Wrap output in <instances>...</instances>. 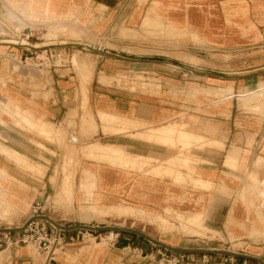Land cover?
Returning <instances> with one entry per match:
<instances>
[{
  "label": "crops",
  "instance_id": "0c3cea01",
  "mask_svg": "<svg viewBox=\"0 0 264 264\" xmlns=\"http://www.w3.org/2000/svg\"><path fill=\"white\" fill-rule=\"evenodd\" d=\"M153 20L193 32L217 55L264 39V0H0V228L39 214L123 227L99 215L107 209L167 227L172 212L183 228L249 243L240 253L263 257L264 65L146 53ZM57 21L100 44L44 39L41 25ZM39 221L57 238L54 253L17 243L26 229L0 230V264H162L165 247L136 233ZM110 232L115 243L103 239ZM144 233L180 248L198 240ZM219 256L184 254L178 264Z\"/></svg>",
  "mask_w": 264,
  "mask_h": 264
},
{
  "label": "rangeland",
  "instance_id": "374dc122",
  "mask_svg": "<svg viewBox=\"0 0 264 264\" xmlns=\"http://www.w3.org/2000/svg\"><path fill=\"white\" fill-rule=\"evenodd\" d=\"M10 14L15 15L17 18V14L13 12H11ZM146 24L151 25L149 26V28H151V30L153 31L151 32V30H149L148 32H146L149 36L148 38H144L145 42L147 41L146 44H148V46L150 47L148 48L149 50H145L146 53L147 52L155 53V55H164L165 57L168 56L170 58L176 57V58H186V59H189V54L206 55L207 53L208 56H210L211 54L213 57H217L219 61L221 60L227 61L232 59L234 61L235 69L236 68L254 69L260 67V65H264V39L246 48H240V49L238 48L224 52L217 51V53L219 54L216 55L215 50H210V49L205 50V48H203L204 43L201 40H199V38L196 37L193 32L178 33L176 30L174 31V29H172L171 27L165 26V24L160 20H153L147 22ZM41 27L45 29V32L47 31L51 32L49 34H43V37H46L44 39L56 38L58 41L80 42L94 46H98V44H100V40L98 39L95 40L88 38L90 40H85L87 39V35L84 34L82 31H80V29H78L75 26L67 25V23L61 21H57L54 23H43ZM61 48H63L62 51H65L67 49L73 51L76 50L77 48H82V47L67 46L66 48L65 47H61ZM82 51L85 53L89 52V47L88 49L87 48L82 49ZM181 51L186 52V54L179 53ZM41 52L42 54L40 55V57L42 59H46L47 52L45 51V49H43V51ZM248 64L249 66H247ZM251 111L255 113H261L255 110L254 111L251 110ZM73 136L77 137V134L74 131H72L70 134L66 133V138L64 137V141L65 139L66 142H68V140L71 141ZM59 141H62V139H59ZM72 142L74 143V141ZM99 215L105 216L103 219L110 218L112 221L123 223L125 228L141 227L143 228L142 230L143 232L145 231L156 232L159 236H166L168 234L170 235L171 233L197 235V237L195 236V239L198 240L190 241L189 244H186L187 246L192 248L216 247L218 249L236 251V252H241L242 250L247 251L252 249V246L246 242L233 241L231 243L230 242L227 243L225 236H223V234L221 233L201 234L197 232L194 233L193 229L183 228L181 226L180 220L177 218V215L172 212H169L168 214L165 213V215H167L168 218L166 220H169L170 223L168 224L171 225L167 227H165V225H163L158 218L151 219L147 217L142 219L141 217H134L133 213H132L133 217L130 216L125 217V216H120L117 213H114L113 209H107L105 211H102ZM133 222H135V224H133ZM137 223L140 224L138 225ZM200 229H203V227H201ZM262 253H263V257L261 258L263 259V263H264V250L262 251ZM194 255H196V257H202L204 254H194ZM225 256L226 255L219 256L218 261H216L215 263L210 262L208 264H218V262L222 260V257ZM233 258H234V264H241L245 260H247V264H260L257 260L254 259H246V258L241 259L240 257H233Z\"/></svg>",
  "mask_w": 264,
  "mask_h": 264
},
{
  "label": "water",
  "instance_id": "95a60500",
  "mask_svg": "<svg viewBox=\"0 0 264 264\" xmlns=\"http://www.w3.org/2000/svg\"><path fill=\"white\" fill-rule=\"evenodd\" d=\"M36 220H46L50 223H52L57 229L59 230H73V229H85L88 231H114V232H120V231H129L132 233H136L142 237H145L146 239L150 240L151 242L165 247L175 253H181V254H222L226 256H233V257H241V258H246V259H254L257 260L260 264L263 263V259L261 257H257L254 255H249L246 253H240L236 251H228V250H223V249H204V248H180V247H174L172 245H169L167 243H164L156 238H153L149 236L148 234L137 231L133 228H125V227H117V226H109V225H86V224H74V225H62L54 220H52L49 216L44 215V214H39L31 217L28 219V221L21 227H7V228H0V230L7 231V232H20L25 230L28 225Z\"/></svg>",
  "mask_w": 264,
  "mask_h": 264
},
{
  "label": "built area",
  "instance_id": "2783aa9c",
  "mask_svg": "<svg viewBox=\"0 0 264 264\" xmlns=\"http://www.w3.org/2000/svg\"><path fill=\"white\" fill-rule=\"evenodd\" d=\"M26 231L29 232L28 235H24L20 240L17 241V243H38L47 249H51L50 252L52 254L54 253L57 238L52 240L51 234L43 223H41L39 220L33 221L28 225ZM117 237L118 233L115 234L114 232H110L108 235H105L103 239L108 243H115ZM160 253L162 256V264H178L180 259L184 257V254H176L167 248L160 249ZM206 255L207 254H204L203 256L206 257ZM243 264H247V260H245Z\"/></svg>",
  "mask_w": 264,
  "mask_h": 264
},
{
  "label": "bare ground",
  "instance_id": "6f19581e",
  "mask_svg": "<svg viewBox=\"0 0 264 264\" xmlns=\"http://www.w3.org/2000/svg\"><path fill=\"white\" fill-rule=\"evenodd\" d=\"M10 16H11V17H14V18H16V16H15V15H13V14H10ZM0 206H1V205H0ZM123 227H124V226H123Z\"/></svg>",
  "mask_w": 264,
  "mask_h": 264
}]
</instances>
